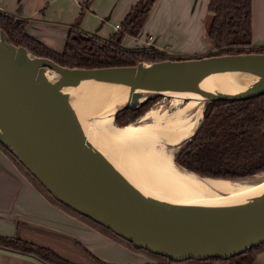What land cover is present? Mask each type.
<instances>
[{"label":"water","instance_id":"water-1","mask_svg":"<svg viewBox=\"0 0 264 264\" xmlns=\"http://www.w3.org/2000/svg\"><path fill=\"white\" fill-rule=\"evenodd\" d=\"M252 68L264 76V52L71 68L6 42L0 30V140L60 201L136 246L175 261L228 259L264 242V196L229 211H195L150 200L112 181L62 108L57 88L46 74L54 71L58 80L128 84L130 102L117 109L114 117L124 107L139 106L140 91H158L149 96L166 95L164 92L183 71ZM216 99L229 98L211 100Z\"/></svg>","mask_w":264,"mask_h":264},{"label":"trees","instance_id":"trees-1","mask_svg":"<svg viewBox=\"0 0 264 264\" xmlns=\"http://www.w3.org/2000/svg\"><path fill=\"white\" fill-rule=\"evenodd\" d=\"M154 2L155 0H139L122 21L119 31L107 38L90 33L78 25L73 26L62 51H56L30 35L26 29V19L2 10L0 30L4 32L6 42L22 45L36 56L51 58L60 65L71 68L137 65L140 62L194 58L173 56L155 47L128 48L122 45L126 34L137 35ZM209 11L212 15L206 36L213 44L214 51L204 56L264 52V46L252 45V0H210ZM155 99L150 97L137 107L122 108L115 114L114 123L118 126L133 123L150 109ZM0 149L50 201L99 226L133 250L159 259L158 264L176 262L147 248L136 246L110 228L66 205L53 195L1 140ZM175 159L191 171L217 178H243L264 172V91L241 99L205 101L201 123L192 139L181 148ZM0 247L32 255L47 264H80L49 247L35 244L17 235L0 234ZM262 252L264 242L228 259L209 257L186 261L198 264H252ZM101 264L108 263L101 261Z\"/></svg>","mask_w":264,"mask_h":264},{"label":"crops","instance_id":"crops-1","mask_svg":"<svg viewBox=\"0 0 264 264\" xmlns=\"http://www.w3.org/2000/svg\"><path fill=\"white\" fill-rule=\"evenodd\" d=\"M139 0H0V10L27 20L30 35L56 51L70 30L102 37L119 31ZM210 0H155L137 35L126 34L128 48L155 47L173 56L203 55ZM212 15V14H211ZM252 45L264 46V0H252ZM192 57V56H190ZM0 234L20 236L80 264H158L159 259L133 250L99 226L57 205L0 149ZM0 264H47L28 254L0 247ZM172 264H198L176 261ZM252 264H264V252Z\"/></svg>","mask_w":264,"mask_h":264},{"label":"bare ground","instance_id":"bare-ground-1","mask_svg":"<svg viewBox=\"0 0 264 264\" xmlns=\"http://www.w3.org/2000/svg\"><path fill=\"white\" fill-rule=\"evenodd\" d=\"M46 76L55 84L62 108L112 181L150 200L195 211H229L264 196V174L244 179L202 177L174 161L181 142L194 135L201 123L204 109L200 104L261 91V70L183 71L164 92L173 97V110L151 108L137 123L124 126L116 125L113 115L130 102L128 84L58 80L50 71ZM140 93L138 101L158 91Z\"/></svg>","mask_w":264,"mask_h":264},{"label":"rangeland","instance_id":"rangeland-1","mask_svg":"<svg viewBox=\"0 0 264 264\" xmlns=\"http://www.w3.org/2000/svg\"><path fill=\"white\" fill-rule=\"evenodd\" d=\"M210 17H211V13H210V16H209V18H205V20H204V28H205V30L207 29V26H208V24H209V22H210ZM206 35V34H205ZM206 41L207 42H209L210 40L207 38V36H206ZM254 47V46H253ZM212 51H214V49L212 50ZM211 52V51H210ZM207 54H209V53H206V54H204V55H207ZM190 56H192L193 57V55H186L185 57H190ZM194 56H197V57H200V56H203V55H194ZM181 57V56H180ZM197 57H194V58H197ZM51 72V74H52V76L53 77H56L57 79H58V77H59V75L58 74H56L54 71H50ZM150 97H155L156 99L154 100V102H152V104H151V106H150V109L152 108H154V109H167V110H173L174 109V106H173V97L171 96V95H157V96H147L145 99H143L142 101H140V103L142 104L145 100H148ZM186 100L187 99H184L182 102H180L179 103V105H182V104H184L185 102H186ZM140 104V105H141ZM204 106H205V102H203L202 104H200V109H204ZM141 117V116H140ZM139 117V118H140ZM139 118L136 120V121H134L133 123H137V121L139 120ZM202 119H203V117H202ZM202 121V120H201ZM113 122H114V119H113ZM133 127L134 128H138L137 127V125L136 124H134L133 125ZM196 131V130H195ZM195 133V132H194ZM193 133V134H194ZM191 137V138H190ZM187 140H184V141H182L181 142V144L179 145V147L177 148V150H176V153H175V157H176V155L178 154V152L181 150V148H183L185 145H186V143L188 142V141H190L191 139H192V137H193V135L192 136H190ZM176 160V159H175ZM177 162V161H176ZM178 163V162H177ZM179 164V163H178ZM181 165V164H180ZM264 174V172H261V173H257V174H254V175H251V176H248L249 178L250 177H254V176H257V175H263ZM248 177H243V178H234V179H244V178H248ZM228 179H232V178H228Z\"/></svg>","mask_w":264,"mask_h":264},{"label":"built area","instance_id":"built-area-1","mask_svg":"<svg viewBox=\"0 0 264 264\" xmlns=\"http://www.w3.org/2000/svg\"><path fill=\"white\" fill-rule=\"evenodd\" d=\"M115 27H116L117 29H120V28H121V24H117Z\"/></svg>","mask_w":264,"mask_h":264}]
</instances>
